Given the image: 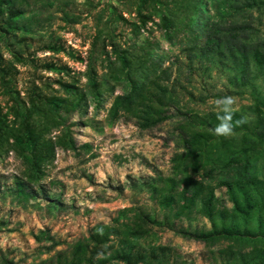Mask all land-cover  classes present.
Instances as JSON below:
<instances>
[{"label": "trees", "instance_id": "trees-1", "mask_svg": "<svg viewBox=\"0 0 264 264\" xmlns=\"http://www.w3.org/2000/svg\"><path fill=\"white\" fill-rule=\"evenodd\" d=\"M57 1H61L56 10L64 26L81 21L71 8L72 0H39L41 10L26 9L27 0H0V157L14 150L27 164L23 175L15 176L12 193L20 202L45 201L50 211L65 208L61 197L51 195L39 180L45 164L55 158L56 148L92 150L91 143H79L74 127L96 122L72 121L75 115L87 116L89 94L96 100L97 113L112 96L109 124L126 118L149 130L175 118L172 139L177 151L171 157V174L156 171L131 184L134 190L140 185L149 189L157 207H123L111 223L92 227L89 237L70 245V252L59 251L54 260L43 264H194L175 247L159 243L155 228L174 230L210 247L227 242L210 251L215 264H264V34L253 35L251 23L230 24L222 19L237 7L241 12L262 10L264 0H245L241 5L235 0H116L131 6L134 20L109 2L98 11L103 20L110 10L104 23L108 30L97 29L86 57L51 28L52 14L42 16ZM86 2L97 6L94 0ZM218 14L222 16L216 20ZM149 23L161 29L171 45L179 44L189 52V72L197 68L209 75L221 64L233 70L231 85L248 91L255 101L251 113L182 107L181 95L194 99L196 93L186 87L183 93L165 81L166 53L158 50L160 45L148 38L132 45L117 39L118 24L128 25L137 40ZM35 41H43L42 51L86 62L89 91L67 62L40 59L31 50ZM19 65L54 73L56 78L50 82L35 75L22 95ZM99 69L105 73L100 75ZM121 83L126 90L114 94ZM54 129H59L55 137L50 136ZM219 186L225 187L226 198L217 194ZM197 215L208 219L210 228L192 230L183 225ZM42 235L48 236L45 231ZM0 264L11 263L3 259Z\"/></svg>", "mask_w": 264, "mask_h": 264}, {"label": "rangeland", "instance_id": "rangeland-1", "mask_svg": "<svg viewBox=\"0 0 264 264\" xmlns=\"http://www.w3.org/2000/svg\"><path fill=\"white\" fill-rule=\"evenodd\" d=\"M244 1L235 0V3L241 5ZM60 2L57 1L55 5L43 10L42 16L52 14L54 22L51 28L63 36L67 45L85 57L97 29L101 27L108 30L104 23L110 10L103 20L98 18V11L107 3H114L125 16L134 20V13L130 12L129 4L117 3L116 0H94V4L97 5L94 7L86 0H72L71 8L81 15V21L75 25L64 26L59 19L61 13L56 10ZM25 7L28 10L38 9L40 2L27 0ZM236 9L237 11L231 10L230 14L222 17L225 23H251L253 35L264 34V8L246 12H241L240 7ZM221 16L220 14L215 19H221ZM60 26L64 28L61 29ZM115 33L123 45H132L136 41L141 44L146 38L155 45H160L158 50L166 53L163 67L168 71L163 76L165 81L173 86L177 85V89L183 93L185 87L196 93L194 99L182 94L180 97L182 107H194L199 111L239 110L247 115L251 113L255 102L252 95L248 91L240 92L231 85L229 76L234 71H230L225 64L211 69L209 72L211 75H204L197 68L189 72L186 66L189 52L184 51L179 44L171 45L165 39L163 31L152 23L148 24V30L143 31L137 40L133 38L128 25L118 24ZM46 39L48 37L43 41ZM43 41H35L31 50L36 51L40 59L48 57L67 62L76 71L81 86L89 91L87 77L84 74L86 62L73 60L65 54L54 55L42 51L40 48ZM5 53L10 57L7 52ZM18 68V88L22 95L27 91L35 75L41 76L44 81L51 79L50 82L56 78V74L47 71L34 72L30 65H19ZM251 69H254L253 63ZM99 73L103 75L105 70L99 69ZM40 81L38 78L37 83ZM180 84L184 86L180 87ZM54 87L58 89L59 85L54 84ZM125 90L126 85L121 83L116 87L114 94L123 93ZM112 100V96L108 95L105 106L97 113L96 100L89 94L87 116L75 115L72 119L87 123L93 121L92 124L96 122L95 126L74 127L79 143H91L92 150L74 152L56 148L55 158L45 164V173L39 182L46 185L51 195L61 197L65 203V208L61 211L47 210L45 201L20 202L12 193L11 187L14 185L15 176L23 175L26 171L25 159L14 150L0 157V263L6 259L11 264H43L45 260H54L59 251L70 252V245L89 237L92 227L99 223H111L119 209L132 205H142L148 210L157 207L149 189L140 188V185L134 190L131 184L135 179L155 175L156 171L165 175L171 174V157L177 151L176 142L172 139L176 119L168 120L149 130L140 129L134 121L126 118L109 124L106 119L107 109ZM1 102L4 104L5 100L1 99ZM58 132L59 129H54L50 136L55 137ZM217 194L226 198L225 187L219 186ZM183 225L191 227L192 230L210 228L208 219L201 215H197L192 221L185 219ZM43 231L47 232V237L42 235ZM155 231L158 233L159 243L175 247L185 259L193 261L194 264H215L210 251L227 244L223 242L210 247L204 242L184 237L174 230L155 228ZM36 236L40 237V240Z\"/></svg>", "mask_w": 264, "mask_h": 264}]
</instances>
